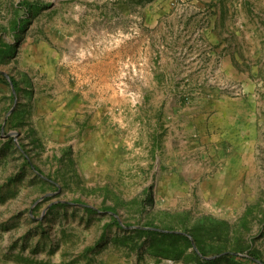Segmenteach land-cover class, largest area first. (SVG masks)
<instances>
[{"label":"rangeland","instance_id":"374dc122","mask_svg":"<svg viewBox=\"0 0 264 264\" xmlns=\"http://www.w3.org/2000/svg\"><path fill=\"white\" fill-rule=\"evenodd\" d=\"M224 252L264 264V0H0V264Z\"/></svg>","mask_w":264,"mask_h":264},{"label":"trees","instance_id":"16d2710c","mask_svg":"<svg viewBox=\"0 0 264 264\" xmlns=\"http://www.w3.org/2000/svg\"><path fill=\"white\" fill-rule=\"evenodd\" d=\"M161 236H165L166 234L165 233H162L160 232ZM175 236H181V237H184V235L180 234V235H177V234H174ZM186 238V237H185ZM195 238V237H194ZM196 239V238H195ZM187 240H189L187 238ZM204 257V256H203ZM239 257H237V254L235 253H231V252H224V253H219L216 255V257L214 259H201L200 258V264H214L215 262H218V261H226V262H232L233 260L237 259ZM252 260L257 263V264H261L262 262H260V259L257 255L255 254H252Z\"/></svg>","mask_w":264,"mask_h":264},{"label":"crops","instance_id":"0c3cea01","mask_svg":"<svg viewBox=\"0 0 264 264\" xmlns=\"http://www.w3.org/2000/svg\"><path fill=\"white\" fill-rule=\"evenodd\" d=\"M204 45H205V49L208 51L206 52V54L210 55L212 58H214V49H213V46H210V44H214V41L213 39H211V36L208 35V40L206 42H203ZM207 44L209 45L207 47ZM204 45H203V48H204ZM212 48V49H211ZM217 74H221L223 76H229L230 74V66L229 64L226 63V61L222 62L220 68L217 70Z\"/></svg>","mask_w":264,"mask_h":264}]
</instances>
